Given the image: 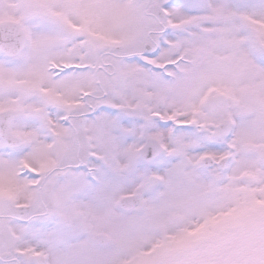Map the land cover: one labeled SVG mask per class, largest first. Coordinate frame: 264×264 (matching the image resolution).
Here are the masks:
<instances>
[{
    "label": "snow or ice",
    "instance_id": "1",
    "mask_svg": "<svg viewBox=\"0 0 264 264\" xmlns=\"http://www.w3.org/2000/svg\"><path fill=\"white\" fill-rule=\"evenodd\" d=\"M0 264H264V0H0Z\"/></svg>",
    "mask_w": 264,
    "mask_h": 264
}]
</instances>
